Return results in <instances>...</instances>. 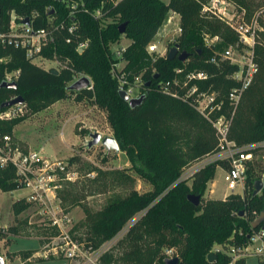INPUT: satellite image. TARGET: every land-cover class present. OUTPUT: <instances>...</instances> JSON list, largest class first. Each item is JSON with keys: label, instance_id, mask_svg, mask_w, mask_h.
<instances>
[{"label": "trees", "instance_id": "1", "mask_svg": "<svg viewBox=\"0 0 264 264\" xmlns=\"http://www.w3.org/2000/svg\"><path fill=\"white\" fill-rule=\"evenodd\" d=\"M205 1L79 0L70 14L71 7L63 0H0V32L8 31L10 12L15 20L28 17L31 27L42 28L53 37L52 42L42 47L41 54L65 63L53 72L52 67L45 69L31 62L24 48L0 42V81L5 72L16 71L12 76L15 87L0 86V102L20 95L21 103L30 112L37 111L73 90L68 88V82L76 72L89 74L92 87L75 90L77 97L94 98L107 109L113 136L119 148L128 154L130 167L152 185L149 191L131 190L126 196L116 197L102 209L84 207V218L73 225L82 229L81 235L73 234L90 248L115 236L139 213L101 254L100 264H167L166 248L179 257L178 264H228L231 255L223 249L215 250L208 260L211 246L243 244L261 226L251 225L264 211V175L262 188L253 194L254 182L261 178L254 174V164L246 170L244 193H229L224 198L203 195L216 165L221 162L226 166L223 161L197 169L190 183L180 178L194 159L217 150L213 126L194 108L193 94L185 95L194 81L184 84L185 74L191 70L205 71L207 78L197 81L199 89L215 90L224 96L235 84L231 73L236 65L221 58V54L228 45L238 42V35L218 17L201 12ZM230 1L237 9H244L247 17L264 5V0ZM97 8L100 15L94 13ZM170 10L180 16L181 31L176 43L178 52H188L184 60L166 55L154 58L146 50ZM71 22L75 25L72 31L68 29ZM121 22L126 23L123 33L118 31ZM204 32L220 39L206 44ZM122 35L131 41L121 56L124 65L113 72L118 59L113 57L111 46ZM83 39H88V44L79 51L76 47ZM254 59L253 79L242 95L229 134L239 144L264 140V25L256 36ZM177 68L181 70L176 72ZM116 74H123L129 83L139 76V94H145L140 104L131 107L119 95ZM174 78L179 82L175 83ZM16 118L0 119V135L8 134L13 144H17L12 140ZM93 169L89 167V171ZM20 187L14 167L10 163L0 165V189L10 191ZM65 190L57 192L64 202ZM189 193L199 194L200 203L190 202ZM74 200L75 197L70 201ZM29 205L24 197L10 203L14 213ZM15 230L12 225L0 227V239L7 242V234ZM32 253L30 249L22 250L20 256L27 258ZM245 258H236L234 264H245Z\"/></svg>", "mask_w": 264, "mask_h": 264}, {"label": "built area", "instance_id": "2", "mask_svg": "<svg viewBox=\"0 0 264 264\" xmlns=\"http://www.w3.org/2000/svg\"><path fill=\"white\" fill-rule=\"evenodd\" d=\"M63 1L70 5V14L74 12L72 8L79 3V0ZM95 11V15H100L99 8ZM201 12L218 17L233 28L238 35L236 50H233L234 44H230L221 54V58H226L236 65L231 73V78L235 84L229 88L225 96L215 90H202L199 89L197 81L207 78V73L202 70H191L185 74L183 83L186 84L188 80L194 81L188 87L185 95L193 94L194 108L211 123L217 136V150L205 156L207 158L206 163L225 162L223 180L226 182L227 188L231 190V193L243 194L246 170L254 164V150L258 146H263L264 140L239 144L231 139L229 134L232 119L242 95L253 79L256 69L254 45L258 32L263 29L264 19H260L261 10L247 17L244 9H237L230 0H208L203 3ZM74 26L71 22L68 29L72 31ZM52 41L53 37L49 32L42 28H33L29 23L25 24L21 20H15L12 12L9 15L8 31L5 34L0 32V42H8L24 48L25 56L29 59L37 56L44 57L41 54V49ZM87 44L88 39H83L78 42L76 48L82 50ZM149 48L156 50L157 45L150 43ZM53 59L55 60V58ZM180 70L177 68L176 72ZM114 71L116 72L115 69ZM15 74L16 71L11 74L5 72L3 80H13L12 76ZM116 75L117 77L121 75L119 88L124 89L129 97L139 95V91L133 89L134 82H127L123 74ZM174 82L178 83V78H174ZM163 87L166 88L165 85ZM21 106V103H14L1 109L0 119L16 116L21 112ZM6 163H10L14 167L16 179L21 185L19 189L25 190L21 197L33 205L35 214L40 220L56 229V234L52 236L54 243L39 252L35 251L36 256L48 258L49 255H52V257L62 260V264H100L101 254L117 241L126 228H122L115 236L96 248L86 247L78 238L74 237L72 217L63 209L61 197L57 193L63 181H74L77 178V171L70 166L69 161L63 158L40 155L36 150H22L17 144L11 142L8 134H1L0 165ZM204 165V163L190 164L183 169L180 178L189 180L192 174ZM248 236V241L243 244L228 245L226 251L231 255L228 264H234V260L238 257L257 256L264 258V228L259 226ZM165 253L166 257L173 256L171 248H166Z\"/></svg>", "mask_w": 264, "mask_h": 264}, {"label": "rangeland", "instance_id": "3", "mask_svg": "<svg viewBox=\"0 0 264 264\" xmlns=\"http://www.w3.org/2000/svg\"><path fill=\"white\" fill-rule=\"evenodd\" d=\"M163 1L167 2L168 0ZM260 10V19L263 20L264 5L255 11ZM180 31L179 14L173 10L168 11L157 32L147 43V52L154 58L166 55L165 53L176 44ZM203 38L206 44L215 43L220 39V37L207 32L203 33ZM130 41V38L122 35L111 46L113 57L118 59L115 62V70L124 65L125 60L121 56ZM150 43H155L157 49L150 50ZM235 45L233 50H236ZM31 62L45 69L52 67L55 70L65 65L58 59L42 56L34 57ZM8 73L11 74L13 71ZM81 75L90 78L92 87V78L85 72H76L68 84ZM138 77H135L134 80L133 89L135 91H139L141 83ZM118 78L120 81L121 75ZM21 104L22 110L16 115L17 118L12 126V140L22 149L36 150L40 155L48 157L63 158L69 161L70 166L77 171V178L74 181H63L61 188L58 189L64 188L65 192L67 191V199L65 202L61 201V205L72 217L73 225L84 218L85 206L92 210L102 209L114 198L126 196L131 190L145 192L152 189L151 183L139 177L130 167V158L123 148L114 150L106 149L101 143L90 147L86 144L90 138L89 133L95 130L102 135H114L107 117V109L98 105L94 98L86 96L78 98L77 91L69 90L64 97L56 99L37 111L30 112L26 105ZM62 133H64V138H62ZM70 158H73L71 162ZM206 160V157H198L193 160V165L210 163H206ZM91 166L95 169L89 171ZM223 174V164L218 163L213 176L206 183L203 194L205 198H223L231 193L223 180ZM254 174L260 175V179L264 175V145L258 146L254 150ZM190 182L191 179L188 180V183ZM24 193L25 190L19 188L10 191L0 189V227L12 225L16 229L15 232L7 234V242L3 238L0 239V254L3 257V264H46L43 261L57 258L52 255H49L48 258H39L35 253L54 243L52 236L56 234V229L39 219L33 205H29L17 213L12 211L11 201L21 197ZM74 197L76 200L70 201ZM138 214L129 220L123 228L125 229ZM73 225V233L81 235L82 229ZM220 248L226 250L228 246L225 248L221 244L214 243L210 251ZM26 249L33 250V253L27 258H22L20 252ZM245 264H264V258L247 256Z\"/></svg>", "mask_w": 264, "mask_h": 264}, {"label": "water", "instance_id": "4", "mask_svg": "<svg viewBox=\"0 0 264 264\" xmlns=\"http://www.w3.org/2000/svg\"><path fill=\"white\" fill-rule=\"evenodd\" d=\"M23 23L28 24V17H23L21 20ZM125 22H121L118 25V31L120 33L124 32L125 29ZM79 51H81L79 49ZM174 56H177L180 60H184L188 56V52L186 50H181L178 52V45L177 43L167 52L166 57L167 58H173ZM53 72H55V69H51ZM91 80L88 76L86 75H81L74 81H72L69 85V89L73 90H81L83 88H88L90 87ZM16 83L14 80L6 81V80H1L0 81V86H6V87H15ZM119 95L128 102V104L131 107H134L138 104H140L144 97L145 94L141 93L138 96L134 97H129L128 93L124 89H119ZM22 102V97L20 95H15L9 99H6L2 102H0V108L10 106L14 103H21ZM90 138L87 140V145L90 147L94 144L101 143L105 146L106 149H114L118 150L119 145L118 142L116 141L115 137L113 135H102L99 131H92L89 133ZM263 186V181L262 179H256L254 182V188H253V194H256L259 192V190ZM187 198L190 202L193 204H199L200 203V196L199 194H194V193H189L187 195ZM242 214L243 211H240ZM252 227H257L261 225L264 228V211H261L251 222ZM214 256V251H209L207 253V258L208 260H211ZM165 262L167 264H178L179 263V257L178 256H172V257H166ZM0 264H3V257L0 254Z\"/></svg>", "mask_w": 264, "mask_h": 264}, {"label": "crops", "instance_id": "5", "mask_svg": "<svg viewBox=\"0 0 264 264\" xmlns=\"http://www.w3.org/2000/svg\"><path fill=\"white\" fill-rule=\"evenodd\" d=\"M62 138H64V133H62ZM224 198V197H223ZM46 264H62V260H59V259H52V260H46V261H43V263ZM56 262H59V263H56Z\"/></svg>", "mask_w": 264, "mask_h": 264}]
</instances>
